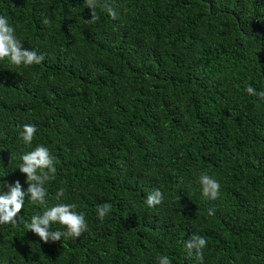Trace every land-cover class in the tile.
<instances>
[{"label":"trees","instance_id":"16d2710c","mask_svg":"<svg viewBox=\"0 0 264 264\" xmlns=\"http://www.w3.org/2000/svg\"><path fill=\"white\" fill-rule=\"evenodd\" d=\"M105 3L118 18L97 7L90 23L84 0H0L22 46L45 57L0 60V180L26 189L20 156L48 147L46 205L26 197L20 215L75 204L88 225L47 243L25 223L0 225V264H264V100L245 91L264 90V0ZM202 172L217 199L202 195ZM155 189L163 201L148 207ZM194 234L203 260L185 247Z\"/></svg>","mask_w":264,"mask_h":264},{"label":"clouds","instance_id":"9594fccd","mask_svg":"<svg viewBox=\"0 0 264 264\" xmlns=\"http://www.w3.org/2000/svg\"><path fill=\"white\" fill-rule=\"evenodd\" d=\"M87 7L91 9L90 23H95L99 17L96 8L101 9L113 19L118 18L116 10L110 4H99V0H84ZM42 23L50 26L51 21L45 17ZM7 58L15 66L40 64L45 59L43 54H37L36 51L24 48L21 40L15 34V28L9 24L7 17L0 15V60ZM245 91L249 95H254L264 100V90L257 91L249 84ZM19 136L27 145H31L37 131L34 124H23ZM54 157L48 147L36 145L33 150L27 151L20 156L22 161L18 168L21 173L26 174L28 187L24 189L19 180L13 183H7L0 180L7 191H0V225L25 223L27 230H31L40 240L47 243L49 241H60L61 238H77L88 230L85 220V214L75 211V204L57 203L47 206L41 213L31 217L30 222H25L20 213L23 210L25 198L27 197L33 204L46 205L47 189L45 182L55 179L56 167L54 166ZM47 170V171H45ZM202 195L208 199L215 200L220 194V183L207 173H201L199 176ZM63 196V189H59L56 194L57 200ZM163 201V193L155 189L148 193L145 203L148 207H155ZM110 203H103L97 206V214L102 221L111 211ZM214 211L209 210V215ZM58 223L64 226L63 231L51 230V225ZM207 246V240L200 235H192L185 241V247L189 255L195 250L196 257L203 260V249ZM157 264H172L168 256L163 255L157 258Z\"/></svg>","mask_w":264,"mask_h":264}]
</instances>
